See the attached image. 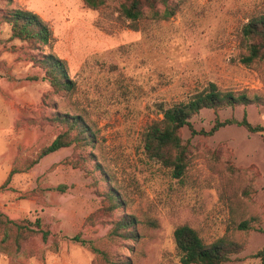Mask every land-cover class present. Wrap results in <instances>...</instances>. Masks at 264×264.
<instances>
[{"label":"rangeland","instance_id":"1","mask_svg":"<svg viewBox=\"0 0 264 264\" xmlns=\"http://www.w3.org/2000/svg\"><path fill=\"white\" fill-rule=\"evenodd\" d=\"M15 3L48 21L54 39L40 50L12 39L3 20L9 5L0 0V211L40 219L52 235L17 249L1 242L0 230V264H110L91 247L116 264H181L174 230L185 224L206 244L224 239L236 248L225 264H261L254 254L264 248L263 136L237 125L213 136L184 128L191 148L178 177L147 157L143 134L161 109L210 84L252 99L219 111L221 121L246 116L264 126V59L242 61L243 28L264 16V0H172L173 17L148 13L137 30L116 12L118 0L98 11L83 0ZM44 54L66 62L74 92L52 88L35 63ZM76 117L78 141L39 158L67 130L65 118ZM216 118L204 109L191 122L209 131ZM111 193L123 202L115 209ZM126 217L137 220L129 239L113 232Z\"/></svg>","mask_w":264,"mask_h":264},{"label":"trees","instance_id":"2","mask_svg":"<svg viewBox=\"0 0 264 264\" xmlns=\"http://www.w3.org/2000/svg\"><path fill=\"white\" fill-rule=\"evenodd\" d=\"M9 9L3 16L5 23L11 26V38L27 43L31 49L40 50L43 46L51 47L54 34L51 24L44 20L37 13L23 9L15 3V0H6ZM84 4L91 10L98 11L108 7L110 0H83ZM172 0H118L116 12L120 18L130 22L129 27L137 30L138 23L149 13L154 19L168 20L176 14L177 6H171ZM244 39L248 41V52L242 61L246 65L264 59V16L253 18L243 28ZM42 69L45 70V78L49 81L55 91L74 92L76 85L69 78L67 64L65 61L53 54H44L42 59L35 60ZM252 101L246 94L236 95L233 92L220 90L215 84H210L203 91L195 94L188 101L179 102L167 109H161L163 117L151 123L143 134V147L145 154L150 160L160 164L175 167L178 177L186 171L188 155L191 142H185L182 138V130L189 128L192 135L213 136L221 128L237 125L246 129L249 133L260 134L264 138V126L253 125L246 116L239 121L236 119H226L221 121L218 117L219 111L228 107L235 108L238 105H246ZM213 110L217 115L214 126L209 131L194 129L191 119L202 110ZM80 118H65L63 123L67 130L62 132L51 145L45 147L39 158H43L55 153L63 148H67L76 143L79 139L72 138L74 130L83 128ZM87 130L78 132L77 135H86ZM91 134V130H89ZM92 135V134H91ZM15 174L13 169L7 179L10 183ZM112 203L111 207L116 208L122 202L115 194L108 197ZM123 203V202H122ZM135 218H123L118 221L113 228V232L120 237L131 238L129 227L136 225ZM241 230H248L249 225L244 223ZM0 230L4 244H12L20 249L22 243L41 235L44 242H47L52 235L49 229L44 228L40 219L31 221L23 219L14 221L9 219L0 211ZM174 243L179 254L181 264H225L230 259V254L236 248L229 249L230 245L220 239L212 244H206L199 232L190 225H181L174 230ZM10 246V245H9ZM91 250L98 257L103 258L110 264H116L109 256L97 247ZM254 258L259 259L264 264V248L254 254Z\"/></svg>","mask_w":264,"mask_h":264}]
</instances>
